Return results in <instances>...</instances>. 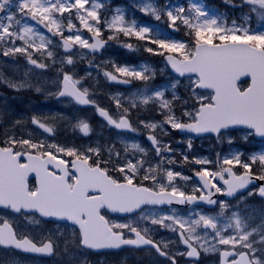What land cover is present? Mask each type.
Returning <instances> with one entry per match:
<instances>
[{
	"label": "snow or ice",
	"instance_id": "1",
	"mask_svg": "<svg viewBox=\"0 0 264 264\" xmlns=\"http://www.w3.org/2000/svg\"><path fill=\"white\" fill-rule=\"evenodd\" d=\"M224 2L243 13V23L233 19L229 25L223 14H213L207 6L191 0L175 7L155 0L135 5L144 15L163 20L173 30L183 25L192 38L188 43L163 38L151 25L127 20L120 8L108 19L101 13L105 8L101 0H0V55L23 56L28 65L41 70L59 64L53 81L56 90L49 95L65 98L72 105L93 106L108 126L119 132L138 131L132 123V110L141 106L152 105L163 117L159 121L138 118L139 125L149 130L147 140L155 154L152 159L159 158L155 163L149 158V148L137 142L121 140L122 150L114 143L68 147L34 138L31 133L25 135L24 122L12 121L0 133V210L5 213L0 215V248L54 256L62 240L68 264H77L85 251L102 253L124 247L154 250L169 264H177V255L192 258L195 264L201 252L218 253L219 264H264V206L241 207L247 197L258 196L264 201V183L255 184L264 181V151L247 157L239 151L223 156L218 153L215 160L190 159L181 153L183 163L201 166L190 177L165 166L177 163L165 155L175 150L156 134L159 129L167 135V125L195 137L214 134L217 142L227 138L229 144L233 143L234 131H243L245 141L250 137L264 140V0ZM253 14L259 20L255 28L251 26ZM104 28L112 33L107 40L118 39L121 34L134 37L145 42L146 52L164 57L179 77L188 79L182 85L185 94L177 91L181 86L178 78L171 83V98L165 94L168 85L150 86L156 72L147 65L113 61L107 70L89 61L90 67L103 70L111 82L144 83L143 89L128 98L127 105L120 94L111 96L114 112L97 104L94 93L83 83L91 72L77 78L70 66L74 67L77 56L85 58L77 49L95 53L105 47ZM82 29L92 35L85 37ZM123 47L136 50L131 43ZM59 48L63 53L57 52ZM32 70L29 68L25 77ZM241 77H250L246 88L238 84ZM0 83L17 92L34 87L27 79L15 81L2 72ZM35 90L42 89L36 86ZM4 114L0 109V118ZM55 119L33 115L30 123L43 133L54 134L50 121ZM73 127L84 135L91 131L85 120ZM187 148L191 150L192 138ZM237 167L243 171L238 173ZM30 175H34V183L29 182ZM194 178L191 191L177 182ZM237 193L241 197L236 204L220 198H235ZM201 204L215 205L219 212L208 215L197 211ZM172 205L195 207L185 216ZM109 213L135 219L120 222L110 219ZM61 225L71 229V234L61 232ZM159 228L175 233L185 251L172 253L173 241L156 240ZM3 264L22 262L12 256Z\"/></svg>",
	"mask_w": 264,
	"mask_h": 264
},
{
	"label": "rangeland",
	"instance_id": "2",
	"mask_svg": "<svg viewBox=\"0 0 264 264\" xmlns=\"http://www.w3.org/2000/svg\"><path fill=\"white\" fill-rule=\"evenodd\" d=\"M132 1L134 2L135 5L138 4V3H141V2H144V3L150 2V0H132ZM155 2L158 3V4H161V5L168 4L170 6L175 7L177 5H181V6L187 5L189 3V0H160V1L159 0H155ZM191 2L192 3H199V4H202V5L207 6L204 3V1H202V0H191ZM116 8L122 9L124 11V13H125V7H124V5L114 6L112 13L104 10V12L107 14L106 17L108 19H111L112 15L115 14V9ZM208 9H209V7H208ZM210 11L213 12V14H215L214 11H212V10H210ZM232 12L235 14V11L234 10ZM223 15L225 16L227 23L230 25L231 24V21L233 19L230 20V19H228L226 17L225 14H223ZM234 19L237 20L238 23H242L239 18H234ZM128 20H132V19H128ZM186 33H188L187 28H186ZM83 34H84V32H83ZM109 34L111 35L112 33L110 32ZM173 38L174 39H172V40L184 41V39H180L178 36H174ZM77 51L78 52H83V49H78ZM5 58H3V60L0 61V67L2 68V70H4L6 72V78L12 79V80H15V81H20L22 79H27V80H29L34 85V87H32L33 89H35V87L38 86V87H40L42 89L41 91L44 92L45 94H47L48 96H51V95H49V93L54 92L56 90L53 81L57 77V71H58L59 66L54 65V66L48 68L47 70H41V69H35L34 66L28 65L27 64V61L24 59L23 56L5 57ZM85 58H86V54H85ZM106 59L107 58H105V57H103L101 59L94 57V58H91V60H89V61H92L93 62V65H100V64H105ZM76 60H77V62L74 65V67L71 66L72 68L79 67L78 66L79 65L78 64V60H80L79 56L76 57ZM140 65H146V62L144 60H142V63H140L139 65H136V66H140ZM29 68H32L33 70L31 72H28V76L25 77V72ZM87 68H86V70H75V72L78 74L77 78H79V77H85L87 72H91V76L90 77H87L83 82L84 83H90V85L92 87L93 86H96L98 88H99V85H102V86L104 85L105 90L107 91V93L109 95H113L114 92L111 90V86L109 85V82H108L109 80H107L104 77L103 70L97 69L94 66L93 67H90L89 65H87ZM93 69L94 70L97 69V71L94 72ZM158 69H159L158 71L155 70V69L154 70L156 72V76L157 75L160 76L159 82H157L156 84H153L150 81L149 84L152 87H155V86L156 87H159V86H163V85H168V89L169 90L165 94H166V96L168 98H170L171 83L173 81V77L168 76L167 74L164 73V71H165L166 68H164L162 66H158ZM180 81H181V86L180 87L184 90V88H183L182 85H186L188 83V79H186V80H180ZM143 88H144V85H142L140 89L131 90L129 92H123L124 97L129 98L133 94H135L138 90H141ZM114 95H116V94H114ZM182 95H184V94H182ZM28 99H30V100H27L26 105H24L22 103H19V106L21 107L22 110H24V109L31 110L32 113H34L35 115H38L39 116V114L41 112L40 111L41 110V107H39L38 103H36V102H40V101H38L36 99H33V98H28ZM15 104L16 103L14 102L13 105H15ZM31 107H34V108H31ZM140 108L142 110H144V112L142 113L143 116H140V118L142 117V119L156 120V121H159V120H162L163 119V117H161V119H158V118H156L154 116V114L156 112H158V111L157 110H154V108H153L152 105H148L146 107L145 106H141ZM152 110H153V113H152ZM82 115H84V117H90V116H92V112L87 110V111L83 112ZM30 118L31 117L26 116V112L19 113L18 109H16L15 107L11 106L10 104H8L5 107V119H6L5 122L7 124L4 125V129L2 130V132L6 128H9L10 127V124H11L12 121H15L17 119H20V120H22L24 122V126H23V129H22L23 134L27 135L28 133H31L35 137H39L40 139L41 138H44L45 139V137L42 136L44 134L43 133V130L38 129L37 126H35V125H32L30 123ZM79 120H82V119H78L77 118V119L72 120L71 121L72 125L73 126L76 125ZM140 126L145 131H147V129H145L143 127V125H140ZM164 127L167 129V131H171V132L174 131L173 129H171L167 125H165ZM73 129L75 131H77V132L79 130L78 128H73ZM156 131L157 132H161L159 129H157ZM61 132L62 131H60V133ZM101 132H102V125L97 126L95 129H91V131L88 133V135H86L85 137H82L81 138L80 143H79V146H77V147L86 148L88 146H96L97 143H98V141L101 140V138H100L101 137L100 136ZM236 135H237V138L236 139H233L235 136L232 135L233 141L240 140L243 137L244 132L242 131V132L236 133ZM79 136H81V134ZM185 139H188V138L185 137ZM114 140L115 141H119L120 143H121V140L126 141L128 143L135 142V141H131L129 139H126L124 136H121L119 134L114 135ZM136 142L139 143L137 140H136ZM214 143H216V141H213V140L212 141H209V142L202 141V142H200V148L201 147H209V145H213ZM247 143L250 146H253L256 142L253 139H251V137H250L249 140L247 141ZM193 144L195 145L197 143L196 142H192V145ZM121 145L123 146L122 143H121ZM236 151H239V152H242V153H246V155L249 156V155H251L254 152L264 151V148L263 149H255V150L250 149L248 152H246L240 146L233 145V143H232L227 150H222V149L218 148L217 151H216V154L214 156V159H211L209 157H207V158H209L211 160H215L218 153L221 154V156H223V155H227V154H229L231 152H236ZM197 157H203V156L202 155H197ZM209 253L211 254L212 252H209ZM15 257L17 259H19L22 262V264H42L39 261L30 259V258L21 259L18 256H15ZM151 258H152V254L151 253H149V254H143L142 255V259H144V260H149V259L151 260ZM62 261H63V264H68V260L66 258L65 259H62ZM0 264H3V262H1Z\"/></svg>",
	"mask_w": 264,
	"mask_h": 264
}]
</instances>
